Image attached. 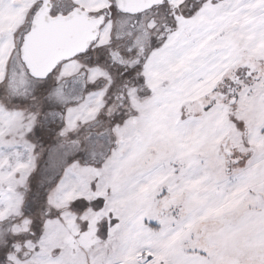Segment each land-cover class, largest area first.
Wrapping results in <instances>:
<instances>
[{"label": "snow or ice", "instance_id": "6c2138e0", "mask_svg": "<svg viewBox=\"0 0 264 264\" xmlns=\"http://www.w3.org/2000/svg\"><path fill=\"white\" fill-rule=\"evenodd\" d=\"M0 264H264V0H0Z\"/></svg>", "mask_w": 264, "mask_h": 264}]
</instances>
